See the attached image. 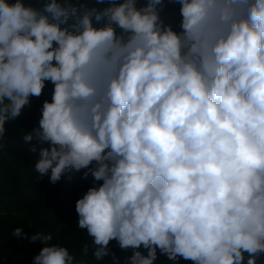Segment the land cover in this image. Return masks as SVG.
Segmentation results:
<instances>
[{
    "label": "clouds",
    "instance_id": "9594fccd",
    "mask_svg": "<svg viewBox=\"0 0 264 264\" xmlns=\"http://www.w3.org/2000/svg\"><path fill=\"white\" fill-rule=\"evenodd\" d=\"M168 2L180 6L178 30L161 17L165 0H0V141L51 82L24 140L49 144L34 170L51 183L82 169L102 182L75 203L95 260L118 264L115 240L128 264H256L264 0ZM31 240L44 244L33 264H83L52 233Z\"/></svg>",
    "mask_w": 264,
    "mask_h": 264
},
{
    "label": "trees",
    "instance_id": "16d2710c",
    "mask_svg": "<svg viewBox=\"0 0 264 264\" xmlns=\"http://www.w3.org/2000/svg\"><path fill=\"white\" fill-rule=\"evenodd\" d=\"M31 2L33 6H38L35 0ZM88 6L103 8L107 4H96L95 0H88ZM167 7L164 6L161 17L165 23H171ZM72 23L74 20L70 19L62 27H69ZM93 24L94 27H100L103 22L97 24L93 20ZM174 28L178 30V25ZM116 30L117 33L121 31L118 27ZM53 87L51 82H46L43 94L32 97L30 105L23 109L21 115L6 125V134L0 141V264H27L24 256L35 254L44 246L40 240H31L38 231L52 233L51 243L67 247L83 264H114L112 255L105 256L102 261L95 260L91 237L86 230L77 226L76 201L93 184L102 182L94 181L91 175L87 179L82 178L86 171L82 169L79 172H66L60 181L53 184L48 176L42 178L34 170L40 158V150L49 147V144L35 137L26 142L24 135L39 128L43 102L51 100ZM33 146L35 152L31 151ZM16 228H21L24 235H13ZM86 242L89 244V252L82 256L81 249ZM108 247L119 258L118 264H128L130 250H122L115 240L110 241ZM245 256L247 258V254ZM156 264L171 262L160 256ZM178 264L193 262L180 258ZM256 264H264V254L257 258Z\"/></svg>",
    "mask_w": 264,
    "mask_h": 264
},
{
    "label": "rangeland",
    "instance_id": "374dc122",
    "mask_svg": "<svg viewBox=\"0 0 264 264\" xmlns=\"http://www.w3.org/2000/svg\"><path fill=\"white\" fill-rule=\"evenodd\" d=\"M169 7V8H168ZM168 12H169V18L171 19L170 22L173 25V27H176L179 24L180 15H179V7L180 6H174L170 7L168 6ZM39 252L35 254H27L24 256V260L27 264H33V258L38 255Z\"/></svg>",
    "mask_w": 264,
    "mask_h": 264
},
{
    "label": "built area",
    "instance_id": "2783aa9c",
    "mask_svg": "<svg viewBox=\"0 0 264 264\" xmlns=\"http://www.w3.org/2000/svg\"><path fill=\"white\" fill-rule=\"evenodd\" d=\"M143 2H144V0H141V3H143ZM166 5L170 6V7L179 6V4L168 2V0H165V6Z\"/></svg>",
    "mask_w": 264,
    "mask_h": 264
}]
</instances>
